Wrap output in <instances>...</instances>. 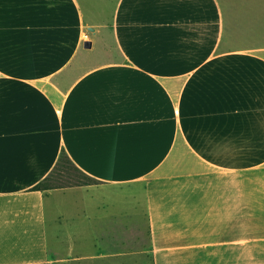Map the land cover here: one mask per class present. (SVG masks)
<instances>
[{
    "label": "crops",
    "instance_id": "obj_1",
    "mask_svg": "<svg viewBox=\"0 0 264 264\" xmlns=\"http://www.w3.org/2000/svg\"><path fill=\"white\" fill-rule=\"evenodd\" d=\"M261 35L264 0H0V264H264ZM61 153L96 184L30 190ZM73 189L96 251L56 255Z\"/></svg>",
    "mask_w": 264,
    "mask_h": 264
},
{
    "label": "rangeland",
    "instance_id": "obj_2",
    "mask_svg": "<svg viewBox=\"0 0 264 264\" xmlns=\"http://www.w3.org/2000/svg\"><path fill=\"white\" fill-rule=\"evenodd\" d=\"M259 2V0H258ZM246 3L245 5H247ZM261 34L262 31L260 30ZM262 42H264V35H261ZM96 59L104 58V55L97 52ZM62 176L73 178L74 181L87 182L89 185H95V181H90L85 178L72 164L62 161L61 163ZM60 168V167H59ZM58 173V171L56 172ZM98 197L93 191L84 192L83 190H68L63 192H48L44 196V207L47 222L48 231V243L49 249L53 252L55 250L56 255L65 254L69 252L72 254L83 252H95L97 243L92 237L79 235L80 220L76 215V211L79 205L82 203H94L95 198ZM139 226V244L135 246V249L146 248V224L143 217L137 222ZM110 248V247H109ZM110 250V249H108ZM127 250V249H124ZM129 251V250H128ZM135 264H151L149 259L140 254L135 256Z\"/></svg>",
    "mask_w": 264,
    "mask_h": 264
},
{
    "label": "trees",
    "instance_id": "obj_3",
    "mask_svg": "<svg viewBox=\"0 0 264 264\" xmlns=\"http://www.w3.org/2000/svg\"><path fill=\"white\" fill-rule=\"evenodd\" d=\"M66 161L71 164L69 159L64 153H61L54 168L52 171L37 185L32 187L30 190L32 191H45V190H51V189H59V188H66V187H78V186H87L89 183L87 182H79V181H74L73 178H68L62 176V171H61V163L62 161ZM60 167V168H59ZM74 167V165H73ZM76 168V167H74ZM77 169V168H76ZM78 170V169H77ZM58 171V173H56ZM79 171V170H78ZM80 172V171H79ZM81 173V172H80ZM85 178H87L90 181H94L81 173Z\"/></svg>",
    "mask_w": 264,
    "mask_h": 264
},
{
    "label": "water",
    "instance_id": "obj_4",
    "mask_svg": "<svg viewBox=\"0 0 264 264\" xmlns=\"http://www.w3.org/2000/svg\"><path fill=\"white\" fill-rule=\"evenodd\" d=\"M84 47H86V48H89L90 47V43H84Z\"/></svg>",
    "mask_w": 264,
    "mask_h": 264
}]
</instances>
